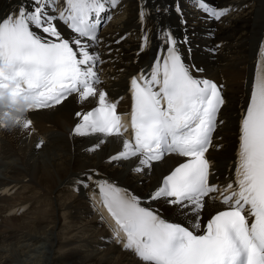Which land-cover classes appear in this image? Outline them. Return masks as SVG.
<instances>
[{
  "label": "snow or ice",
  "instance_id": "obj_1",
  "mask_svg": "<svg viewBox=\"0 0 264 264\" xmlns=\"http://www.w3.org/2000/svg\"><path fill=\"white\" fill-rule=\"evenodd\" d=\"M106 2L118 4L31 0L29 5L22 0L13 13L0 17V128L28 129L29 111L59 106L73 94L78 102L95 97L96 107L75 113L80 122L71 135L122 139V150L109 160L138 158L136 172L150 169L167 155L183 158L163 176L147 202L163 199L182 213L190 212L194 221L191 228L169 222L142 206L136 195L97 181L99 196L93 199L100 202L101 219L107 220L117 244L143 264H264V40L249 102L241 114L234 179L220 185L211 182L207 153L223 123L218 120L225 103L222 86L193 75L202 69L187 65L178 40L170 30L164 31L166 51L156 56L150 71L130 78V111L118 112L122 98L109 100L108 93L97 87L102 81L96 65L102 61L93 51L101 40L98 29ZM198 4L216 20L228 11L209 7L205 0ZM145 15L142 9L141 21ZM59 24L74 35L65 37ZM147 43L144 35L141 50ZM87 180L93 177L88 175ZM79 183L89 186L83 180ZM206 199L223 207L202 227Z\"/></svg>",
  "mask_w": 264,
  "mask_h": 264
},
{
  "label": "bare ground",
  "instance_id": "obj_2",
  "mask_svg": "<svg viewBox=\"0 0 264 264\" xmlns=\"http://www.w3.org/2000/svg\"><path fill=\"white\" fill-rule=\"evenodd\" d=\"M127 1L131 19L130 23L124 27L127 28L130 25L127 31L133 32V28H137V0ZM222 1L237 6L247 3L249 7L241 8L240 12L249 8L251 10L249 16L239 15L231 18L229 25L219 26V39L225 41V50L232 52L234 48L238 49L233 51L231 57L222 55L226 61L222 59L217 68L219 73L228 79V82H225L227 103L222 110L224 123L218 133L221 135V139L217 143L221 144V148L209 150V157L212 160V178L215 182L218 181V184L225 185L234 179V163L238 147L237 122L239 110L247 98L248 84L246 83L249 82L246 80H250L245 76V68H236L231 62L236 55H240L242 58L234 61V63L246 64L248 69L252 67L249 58H254V55L253 52L250 53L251 50L246 51L247 41L245 37L250 32L257 40H260L264 29V0ZM2 15L3 13H0V17ZM145 17L148 18L149 15L146 14ZM238 33H240V38L235 39V35ZM248 43L250 47L254 44L252 39ZM115 47H119V50L114 49L111 54V56L116 54V57L112 64L114 68L109 69V86L114 94H120L123 90L121 80H125L129 70L135 67L132 62L133 47L128 41H124ZM207 57L213 56L208 54ZM214 57L220 58L217 55ZM196 61L202 66L206 64L202 60ZM212 74L217 77L215 72ZM235 82L239 84L235 86ZM93 102L89 100L83 104L91 105ZM89 107L76 106L74 99L69 98L63 103L61 111L55 113L51 118L53 137L49 146L44 145L39 153H21L17 165L11 169L12 174L7 175L0 172V178L3 180L14 178V175H22L28 178L33 175L36 182L38 181L37 183L42 185L45 200L56 199L57 194L60 195L59 199L70 200L67 207L63 209L67 212V224L71 223V227L82 234L86 233L85 246L76 249L74 245L80 246L81 244H78L80 239L75 235L70 236V232H66L65 241H58L57 229L60 227L57 222L59 219L58 210L62 208L56 203L53 211L43 208V211H36V215L28 219L12 218L10 230H6L9 228L8 224L3 225L0 222L3 230H0V264L8 262V264H143L125 252V249L111 238V228L107 220L101 219V211L97 208H89L85 204L84 199L89 196L88 192L84 197L82 195L75 196L72 193L70 190L72 183L82 173L93 175L92 171H96L106 174L111 179H117L122 189L132 194L135 191L144 204L149 207H156L166 219L187 223L190 226L194 222L190 212L182 213L176 207L169 206L163 199L147 202V198L158 187L159 180L171 170L174 164L178 163V159L169 155L160 162L154 163L150 169L145 168L142 172L133 170L129 172L130 165L136 167L138 158L107 162L116 150L120 139L112 137L100 144V141H96L94 137L71 135L70 130L74 125L75 113L85 112ZM102 139L105 140L106 138L102 137ZM97 144H100L98 148L95 147ZM85 147H88L87 150H84ZM5 197L7 200L16 198L14 196ZM153 203L155 206L152 205ZM222 207L221 204L212 203L206 199V207L201 213V221L204 222L216 210H222ZM6 209L5 207L4 210ZM3 213L8 212L3 211ZM82 221L86 224L82 225ZM100 234L104 236L106 243L99 241ZM19 237L22 238L19 239ZM5 241H7L6 244ZM55 243H59L58 249L66 261L54 253L53 245ZM70 245H72L71 250L65 254L62 249Z\"/></svg>",
  "mask_w": 264,
  "mask_h": 264
},
{
  "label": "rangeland",
  "instance_id": "obj_3",
  "mask_svg": "<svg viewBox=\"0 0 264 264\" xmlns=\"http://www.w3.org/2000/svg\"><path fill=\"white\" fill-rule=\"evenodd\" d=\"M64 261H66V259H64ZM64 261H63V262H64ZM8 263H9V262H8ZM8 263H6V264H8Z\"/></svg>",
  "mask_w": 264,
  "mask_h": 264
}]
</instances>
